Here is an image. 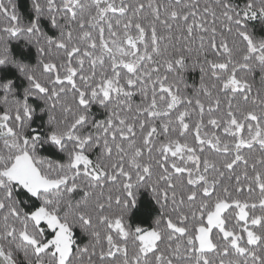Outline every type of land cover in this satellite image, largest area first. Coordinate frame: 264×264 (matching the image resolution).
<instances>
[{"label": "snow or ice", "instance_id": "6c2138e0", "mask_svg": "<svg viewBox=\"0 0 264 264\" xmlns=\"http://www.w3.org/2000/svg\"><path fill=\"white\" fill-rule=\"evenodd\" d=\"M32 7L36 19L23 24L0 0V66L26 81L20 96L0 82V264H264V41L241 18H264V0L239 11L228 0ZM217 9L243 47L217 43ZM196 36L216 59L190 96L181 84ZM13 38L34 42L36 67L13 58ZM53 52L59 63L45 59ZM257 70L253 96L247 74ZM37 116L46 119L34 126ZM45 146L64 159L41 155ZM140 189L159 205L150 229L129 222Z\"/></svg>", "mask_w": 264, "mask_h": 264}, {"label": "trees", "instance_id": "16d2710c", "mask_svg": "<svg viewBox=\"0 0 264 264\" xmlns=\"http://www.w3.org/2000/svg\"><path fill=\"white\" fill-rule=\"evenodd\" d=\"M3 2L5 6L9 8V11H15V13L20 17V20L23 24H29L36 19V14L32 7V0H3ZM207 2H209V0H200V8L203 9L205 3ZM228 2L234 4L239 11L247 5L249 0H228ZM220 11V9H217V20L214 25V27L217 29V43L219 44L221 40H225L231 47L233 45V41L235 40L238 44L241 45V47H243L244 44L242 40L235 34V26L233 25L232 31L229 32L227 22H222V18L219 16ZM241 18L243 21V26L246 28L248 34L253 38V40L256 43L264 41V18H261L259 15H257L255 19L244 20L243 16ZM207 19H209V23H211V19ZM6 24V19L0 18V29H2V27ZM38 24L45 35L51 37L52 39H56L59 37V31L51 25L50 19L42 16L39 18ZM204 35L206 41L211 38V32ZM186 43V40L181 41V44ZM8 47L14 59H18L20 60V62L27 63L33 67L37 66L40 57L36 51L34 42L29 43L24 38H13L8 42ZM191 48L192 51L190 53L185 52V56L187 58V68L183 72L184 83L181 84V87L190 96L194 95L196 90L200 87L202 75L200 72V67L202 65L205 68L207 67L205 59H216L211 49H208L204 55L200 54L198 36L193 38ZM45 59H52L59 63V57L57 56L56 52H53L51 57H45ZM235 59H240V56L236 55ZM174 75L175 74H172V76ZM240 75H245V73H240ZM172 76H170V79L172 78ZM8 79H11L13 81V85L16 89V94L17 96H20L22 94L23 88L26 86V81H24L23 77H21L17 70L11 65H8L6 67L0 66V82L6 81ZM247 79L253 85L252 95L255 96L257 94V90L261 88L259 71L257 70L255 72L247 74ZM205 82L209 83L207 77L205 78ZM185 85H187V87H185ZM141 99L142 98L138 94L134 95L132 99L133 108H135L136 105L140 104ZM223 99L224 98L222 97V100ZM92 112L94 114V118L97 120L106 118L105 110L100 108L98 105H94L92 107ZM0 114H2V108H0ZM44 119H46L45 116H37L34 121V126L35 123L36 125L41 124ZM38 151L41 155L47 156L49 159H55L58 161L64 159L62 154L57 153L54 149L47 146L39 149ZM92 158L95 159V156H92ZM237 171L239 172L241 170L237 169ZM20 195L21 199H23V194L21 193ZM257 195L258 193H253L251 197L247 198L255 199ZM22 206L27 210L28 205L22 204ZM158 215L159 205H157L151 198L149 191L140 189L137 192V206L129 214V222L132 223L134 227L141 226L143 228L150 229L153 226V222ZM75 238L77 240L78 246H84L89 242L87 236L82 235L79 229L76 230ZM17 259L22 261V255H18Z\"/></svg>", "mask_w": 264, "mask_h": 264}]
</instances>
